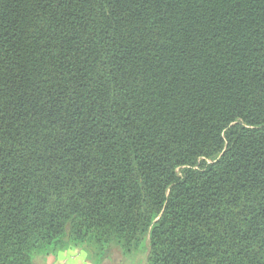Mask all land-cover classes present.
I'll list each match as a JSON object with an SVG mask.
<instances>
[{
	"label": "trees",
	"instance_id": "trees-1",
	"mask_svg": "<svg viewBox=\"0 0 264 264\" xmlns=\"http://www.w3.org/2000/svg\"><path fill=\"white\" fill-rule=\"evenodd\" d=\"M147 238L264 264V0H0V264Z\"/></svg>",
	"mask_w": 264,
	"mask_h": 264
},
{
	"label": "crops",
	"instance_id": "crops-1",
	"mask_svg": "<svg viewBox=\"0 0 264 264\" xmlns=\"http://www.w3.org/2000/svg\"><path fill=\"white\" fill-rule=\"evenodd\" d=\"M75 249V250H74ZM70 247L59 252L56 256L48 257L46 264H95L90 257L83 253V249ZM77 249V250H76ZM147 257L145 258L146 263ZM102 264H126L123 254L117 251L111 257L105 259ZM141 264V261L140 263Z\"/></svg>",
	"mask_w": 264,
	"mask_h": 264
},
{
	"label": "rangeland",
	"instance_id": "rangeland-1",
	"mask_svg": "<svg viewBox=\"0 0 264 264\" xmlns=\"http://www.w3.org/2000/svg\"><path fill=\"white\" fill-rule=\"evenodd\" d=\"M78 249H83V253H86L90 259H92L95 263L96 260H98L97 256V249L93 246H79L75 247ZM74 249V247H73ZM150 247H149V238L146 239L145 244L141 246L140 248H134L130 252L121 250V254L124 256V260L126 264H139L141 261V264H147V260L145 263V258H148L149 252H150ZM75 250V249H74ZM77 250V249H76ZM113 250V249H112ZM119 252V251H118ZM112 254H115L112 253ZM47 259V258H46ZM43 257H39L38 259V264H46V260Z\"/></svg>",
	"mask_w": 264,
	"mask_h": 264
}]
</instances>
